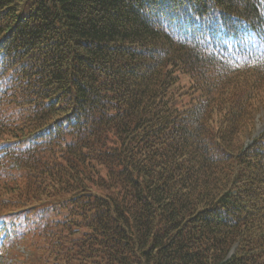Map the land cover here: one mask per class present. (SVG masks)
I'll use <instances>...</instances> for the list:
<instances>
[{
    "label": "trees",
    "instance_id": "trees-1",
    "mask_svg": "<svg viewBox=\"0 0 264 264\" xmlns=\"http://www.w3.org/2000/svg\"><path fill=\"white\" fill-rule=\"evenodd\" d=\"M263 56L264 0H0L10 264H264Z\"/></svg>",
    "mask_w": 264,
    "mask_h": 264
},
{
    "label": "rangeland",
    "instance_id": "rangeland-1",
    "mask_svg": "<svg viewBox=\"0 0 264 264\" xmlns=\"http://www.w3.org/2000/svg\"><path fill=\"white\" fill-rule=\"evenodd\" d=\"M220 52L225 54L226 56H228L229 59H226V60L233 63L232 66H238V65L242 64L247 59V55H250V57L252 59H256L255 54L253 52V49L250 46L247 47L246 50L242 49V51L236 50V49H228L227 51H223L220 49ZM249 73L250 72H244V73H240V74H237L235 76H232V77L221 76L218 81L210 82V85H214L215 87H222L225 83L233 80L234 78H243V79H245V81L250 83L251 81H254V80L249 77V75H248ZM252 73L254 74V77L262 78L258 73H256V72H252ZM211 76L212 75L207 74V76L205 77L204 80H207ZM262 117H263V113H261L257 116V118H259L258 120L263 121ZM262 131H264V122H258L256 125V134L254 136H257ZM8 216H10V215H8ZM4 250H5L4 255L2 257V260L0 261V264H10L11 262H16L15 257L17 256V248L13 247L12 249H7L5 246ZM20 251L23 252L22 249H20Z\"/></svg>",
    "mask_w": 264,
    "mask_h": 264
}]
</instances>
